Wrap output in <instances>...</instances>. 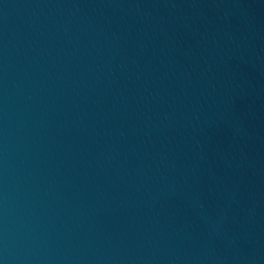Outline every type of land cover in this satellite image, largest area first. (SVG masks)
I'll return each mask as SVG.
<instances>
[{
  "label": "water",
  "instance_id": "water-1",
  "mask_svg": "<svg viewBox=\"0 0 264 264\" xmlns=\"http://www.w3.org/2000/svg\"><path fill=\"white\" fill-rule=\"evenodd\" d=\"M0 264H264V135L0 96Z\"/></svg>",
  "mask_w": 264,
  "mask_h": 264
}]
</instances>
